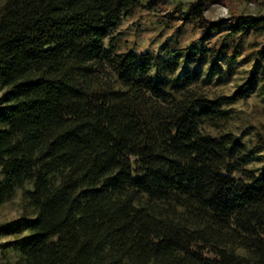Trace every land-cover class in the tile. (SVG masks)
<instances>
[{"label":"trees","instance_id":"16d2710c","mask_svg":"<svg viewBox=\"0 0 264 264\" xmlns=\"http://www.w3.org/2000/svg\"><path fill=\"white\" fill-rule=\"evenodd\" d=\"M217 1L187 4L200 41L264 25L208 18ZM138 2L0 3V205L24 200L0 224L1 264H264V174L238 137L206 131L221 100L175 70L225 46L114 54Z\"/></svg>","mask_w":264,"mask_h":264},{"label":"rangeland","instance_id":"374dc122","mask_svg":"<svg viewBox=\"0 0 264 264\" xmlns=\"http://www.w3.org/2000/svg\"><path fill=\"white\" fill-rule=\"evenodd\" d=\"M192 1L139 0L133 13L111 34L115 38L113 53L150 50L162 59H169L168 50L172 49L225 46L223 55L215 60L208 53L203 59L181 53L175 70L195 72L196 84L209 97L221 100L227 115L214 125L205 123L206 131L214 135L231 132L238 137L246 148L243 166L255 174H264V25L250 26L241 42L242 29L235 28V35L228 37L234 30L228 26L200 41L201 26L184 16L187 4ZM232 14L264 16V0H222L211 3L205 11L211 19ZM104 43L108 46V38ZM23 204L21 189H17L11 199L0 205V224L19 217ZM10 238V234L0 231V241ZM1 259L0 253V264Z\"/></svg>","mask_w":264,"mask_h":264},{"label":"clouds","instance_id":"9594fccd","mask_svg":"<svg viewBox=\"0 0 264 264\" xmlns=\"http://www.w3.org/2000/svg\"><path fill=\"white\" fill-rule=\"evenodd\" d=\"M222 15H226V13H221Z\"/></svg>","mask_w":264,"mask_h":264}]
</instances>
